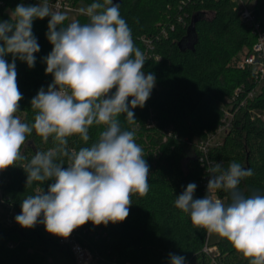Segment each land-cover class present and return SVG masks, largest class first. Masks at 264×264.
<instances>
[{"label": "trees", "instance_id": "16d2710c", "mask_svg": "<svg viewBox=\"0 0 264 264\" xmlns=\"http://www.w3.org/2000/svg\"><path fill=\"white\" fill-rule=\"evenodd\" d=\"M70 1H83L86 6L95 2ZM246 1L253 4L256 18L264 27V0ZM21 3L40 4L32 0H0V22L9 21L11 11ZM119 5L137 48L143 52V37H154L152 57L145 60L142 69L145 75L153 73L156 77L150 98L143 108L131 109L137 123L128 124L124 115L117 118L123 130L135 132V142L143 150L149 165V192L143 197L131 195L129 215L123 222L105 226L89 221L71 234L92 252V264H170V253L184 256L186 264H249V259L221 236L212 244L218 252L206 253L207 229L193 225L189 214L175 207V200L189 183L197 185L194 198L206 195L203 181L208 165L201 160L198 142L218 128L223 105L237 87L244 86L239 100L254 87L251 70L233 62L253 46L256 35L241 19L234 0H120ZM76 16L75 20L88 22L86 16ZM49 19L33 21V35L40 46L34 54V67L29 68L18 58L15 61L17 84L23 96L16 115L30 125L35 115L31 99L41 87L47 90L53 81V76L45 72L44 62L53 48L46 36ZM68 23L69 17L63 26ZM162 25L166 34L162 33ZM4 59L13 62L12 54ZM236 108L233 127L223 143L210 150L209 157L224 168L231 162L251 168L254 175L242 180L238 188L246 197L264 194V85L255 99L245 105L234 104L233 110ZM104 129L102 125L90 126L87 143L78 136L69 137V149L78 151L91 146ZM53 146L51 137L44 142L33 131L21 147L27 159L0 171V191L7 194L5 198L15 211L11 223L0 221V264H78L71 246L62 237L48 233L43 223L38 221L34 227L24 228L15 220L21 214L23 199L39 189L47 193L54 183L47 180L27 185L23 169L37 151ZM218 192L226 199L225 204L230 202L228 192Z\"/></svg>", "mask_w": 264, "mask_h": 264}, {"label": "clouds", "instance_id": "9594fccd", "mask_svg": "<svg viewBox=\"0 0 264 264\" xmlns=\"http://www.w3.org/2000/svg\"><path fill=\"white\" fill-rule=\"evenodd\" d=\"M79 13L88 22L72 20L63 26L67 13L42 0L38 5L18 4L10 20L0 22V171L27 159L21 147L33 131L44 142L53 139L54 146L37 151L23 169L27 185L54 183L47 193L39 189L23 199L15 220L24 228L39 221L48 233L62 238L89 221L105 226L123 222L131 195L143 197L149 192V165L143 150L135 142V132L123 130L117 118L124 115L128 124L137 123L131 109L145 106L156 77L142 70L145 56L135 46L119 4L95 0ZM45 17H50L46 36L53 45L44 58L45 72L53 81L31 99L35 115L30 125L16 115L23 96L15 61L34 67L40 46L33 21ZM7 54H12V63L4 59ZM93 125L105 126L98 140L70 150L68 138L78 136L87 143ZM65 163L67 168L62 167ZM207 172L206 195L194 198L197 185L189 183L176 196L175 207L189 214L193 225L226 238L249 264H264V194L246 197L238 188L254 175L253 170L237 162L227 168L215 162ZM219 190L229 193V203L216 197ZM169 256L170 264H186L184 256Z\"/></svg>", "mask_w": 264, "mask_h": 264}, {"label": "built area", "instance_id": "2783aa9c", "mask_svg": "<svg viewBox=\"0 0 264 264\" xmlns=\"http://www.w3.org/2000/svg\"><path fill=\"white\" fill-rule=\"evenodd\" d=\"M37 2H42V0H32ZM235 8L238 10L241 19L251 27L253 33L256 35V41L250 49L244 50L245 53H242L239 58L234 60V64L239 68H249L252 72V76L254 79V87L247 92V94L243 97L242 100H239L240 94L244 92V86H239L236 88L234 94L232 96L227 97L226 105H223V118L218 126V128L213 131L209 132L207 136L201 139L198 142V148L201 151L202 157L201 160L205 161V163L210 166V163H214L210 157L209 153L210 150L214 146H219L223 143L225 134L233 127L234 120H235V112H237L238 108L234 111V104L245 105L249 99H255L258 92L260 91L261 87L264 85V27L262 24L257 20L253 4L247 2L246 0H234ZM50 6L52 7H59V10L66 13H73V14H80L79 9L81 7L86 6H79L69 0H49ZM182 20V18H180ZM162 27V33L166 34V27ZM171 28L174 29L175 25H171ZM154 37H143V42L145 43L146 47L143 51L145 56V60L147 58L152 57V50L154 49ZM157 58H160L157 56ZM151 125H154V122L150 120ZM169 134H171L169 132ZM209 175L207 173L203 184L205 187V194L207 191V183L209 180ZM217 198L221 199L222 201H226L220 193L217 191L215 194ZM8 215L9 222L13 220V214ZM207 239L204 246V251L208 254H216L218 252V248L216 245H212L209 243V236L210 231L207 230ZM62 241L68 243L72 251L75 254L76 260L78 264H92L93 263V255L92 252L79 243L75 236L71 234L68 238H62Z\"/></svg>", "mask_w": 264, "mask_h": 264}, {"label": "rangeland", "instance_id": "374dc122", "mask_svg": "<svg viewBox=\"0 0 264 264\" xmlns=\"http://www.w3.org/2000/svg\"><path fill=\"white\" fill-rule=\"evenodd\" d=\"M77 5L86 6V4L83 1H80L79 3H77ZM76 15L77 14L67 13V16L69 17V23L72 20L76 19V17H77ZM187 44H189V42H186V45ZM243 53H245V52H243ZM5 197H7V194L5 192L0 191V221L5 222V223H11L8 220V215L10 214L11 211H12L11 214H13V212L15 213V211H14V209H12V207H10L11 205H9V202L7 201V199ZM219 238H220V236L218 234H216L214 232H210L209 243L214 244L216 241H218Z\"/></svg>", "mask_w": 264, "mask_h": 264}, {"label": "water", "instance_id": "95a60500", "mask_svg": "<svg viewBox=\"0 0 264 264\" xmlns=\"http://www.w3.org/2000/svg\"><path fill=\"white\" fill-rule=\"evenodd\" d=\"M114 1H116V4H119V2H120V0H114ZM196 18H194V20H195Z\"/></svg>", "mask_w": 264, "mask_h": 264}]
</instances>
